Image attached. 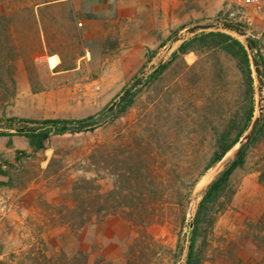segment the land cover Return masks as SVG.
<instances>
[{"label":"rangeland","instance_id":"rangeland-1","mask_svg":"<svg viewBox=\"0 0 264 264\" xmlns=\"http://www.w3.org/2000/svg\"><path fill=\"white\" fill-rule=\"evenodd\" d=\"M3 1L0 78L9 79L10 64L20 53L14 37L20 28L10 27L9 19L29 18L35 0H8L6 14ZM169 1L170 21L157 27L154 41L138 54L142 59L136 73L120 91L108 93L104 106L93 103L79 118L104 110L107 120L93 129L52 133L46 148L22 157L18 166L5 165L8 176L0 177V264H186L204 190L235 158L251 127L206 169L217 135L244 112L246 81L230 54L199 47L148 79L194 34L225 31L191 32L198 23H242L258 43L250 55L264 56V8L252 12L247 24L237 13L231 15L236 7L229 0ZM147 54L152 55L149 62ZM251 67L253 122L260 116L259 126L264 87L258 88L252 60ZM137 78L142 83L127 108L118 112L120 104L108 110ZM91 92L99 90L92 87ZM0 94L13 97L16 91ZM4 126L1 119L0 128ZM248 145L244 165L235 169L226 195L201 225L200 264H264V126Z\"/></svg>","mask_w":264,"mask_h":264},{"label":"crops","instance_id":"crops-1","mask_svg":"<svg viewBox=\"0 0 264 264\" xmlns=\"http://www.w3.org/2000/svg\"><path fill=\"white\" fill-rule=\"evenodd\" d=\"M29 7V18L9 24L20 28L13 35L20 53L9 79L0 78V91H16L0 94V120L79 119L93 103L104 106L136 73L138 54L173 12L169 0H35ZM0 132V159L33 152L25 135L7 126Z\"/></svg>","mask_w":264,"mask_h":264},{"label":"trees","instance_id":"trees-1","mask_svg":"<svg viewBox=\"0 0 264 264\" xmlns=\"http://www.w3.org/2000/svg\"><path fill=\"white\" fill-rule=\"evenodd\" d=\"M10 21L12 19H9ZM244 26V24L239 23ZM9 27V26H8ZM254 42V48L258 47L257 40L252 38ZM2 43L4 42L1 40ZM203 49H220L228 54H230L238 64V68L242 72L246 81V105L244 112L240 118H232L228 121L225 127L220 131L215 139L214 149L206 165V169L212 167L214 164L219 162L241 139V137L246 133L253 122L254 111H255V84L254 77L251 67L250 53L246 48V43L243 42L239 37L233 35L232 33L221 31V30H211V31H201L194 34L191 38L183 41L177 51H174L171 58L158 66L149 76V81H153L155 78L159 77L176 59L180 54L189 52L194 48ZM9 48V47H8ZM258 58L263 67L264 75V56L258 54ZM152 59V55L147 54L146 61L149 62ZM134 93L129 96L118 108V112L124 111L127 106L133 101ZM108 113L104 110L99 111L93 115H90L83 119H69V118H48V119H32L24 117H9L6 118L7 127L15 129L16 127L25 124H37L44 125L47 128L43 131L38 132H17L13 131L15 134L25 135L29 138V142L33 148V151H38L44 149L49 142L52 133L63 134L68 132H79L87 129H93L100 122L107 120ZM263 121L257 128V132L251 139V142L256 140L257 135L260 133L264 126V112ZM84 120H94L95 124L93 126L81 128L77 124ZM54 126V127H53ZM3 134V132H0ZM11 133H6L10 135ZM249 145H247L242 152L237 155L233 160H231L222 169L216 177L207 185L204 190L203 196L199 201L197 210L195 213L192 232L190 236V243L187 251L186 264H200V253L198 250V237L200 234V229L203 221L211 215V209L224 197L230 188V181L233 172L236 168L244 165L247 150ZM30 152L26 150H16V157L14 160L10 161L7 159H0V175L8 176V172L3 168L6 166H18L22 157L29 156ZM0 183H2L0 181Z\"/></svg>","mask_w":264,"mask_h":264},{"label":"water","instance_id":"water-1","mask_svg":"<svg viewBox=\"0 0 264 264\" xmlns=\"http://www.w3.org/2000/svg\"><path fill=\"white\" fill-rule=\"evenodd\" d=\"M215 27H221L223 30L225 31H229L230 33H234L237 34L239 36H243L246 40V48L249 52H251L254 49V42L252 40L251 37L248 36L246 29L238 24V23H234L231 21H221L218 23H198L193 25L190 28L191 32H197L199 30H206V29H210V28H215ZM251 60H252V64L254 66V70L256 72V77L258 79V88L261 89L262 87H264V79H263V72L261 69V62L259 60V58L256 55H250ZM142 83V80L140 78H137L133 85L130 88H127L118 98V100L114 101L109 107L108 110H113L116 106L122 104L134 91V89L136 88L137 85H140ZM261 120V117H256L254 122L252 123L248 133L246 134L245 138H246V142H242L241 146L239 148V150L237 151V153L235 154V157L237 155H239L242 150L248 145V143L251 141L252 137L254 136V134L257 131L258 128V124ZM95 122L94 120H84L79 122L77 125L81 128H85L88 126H92L94 125ZM54 127V126H53ZM47 127L44 125H37V124H25L19 127L15 128V131L17 132H38V131H43L45 130ZM185 249V246L182 245L181 246V253L183 254Z\"/></svg>","mask_w":264,"mask_h":264},{"label":"built area","instance_id":"built-area-1","mask_svg":"<svg viewBox=\"0 0 264 264\" xmlns=\"http://www.w3.org/2000/svg\"><path fill=\"white\" fill-rule=\"evenodd\" d=\"M230 6L236 7V12H232L231 15L238 14L239 18L250 24L252 21V12H257L264 8V0H229Z\"/></svg>","mask_w":264,"mask_h":264}]
</instances>
